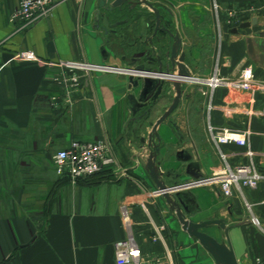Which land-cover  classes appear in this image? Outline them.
<instances>
[{"label": "crops", "instance_id": "1", "mask_svg": "<svg viewBox=\"0 0 264 264\" xmlns=\"http://www.w3.org/2000/svg\"><path fill=\"white\" fill-rule=\"evenodd\" d=\"M96 1L60 0L48 16L15 30L8 17L18 0H0V264H118L114 242L129 233L145 264H217L197 238L182 229L163 195L154 193L157 187L143 166L149 151L147 135L170 96L164 93L145 115L140 107L133 112L128 94H137L138 87L129 86L130 73L97 69L82 72L83 85L72 106L51 103L50 95L60 90L52 81L57 67L48 62L84 59L128 68L146 64V51L152 55L170 47L172 37L166 29L152 34L155 14L145 3L101 7L96 21ZM150 1L159 9L160 24L180 36L177 24L185 22L194 8L209 7L212 1L216 8L250 5L264 10V0ZM263 17L243 28L254 27L250 31L229 30L234 36H227L212 70L196 73L185 59L192 78L182 83L179 111L156 126L157 158L160 168L168 171L163 175L166 184L192 179L184 169L186 161L175 155L179 149L191 152L204 177L221 169L220 151L230 165L252 159L264 172V89L242 91L227 84L248 63L264 84V66L250 59L244 42L245 35L264 28ZM24 48L34 50L38 59H19L16 52ZM212 75L221 82L210 86L205 79ZM170 120L179 125L182 141ZM209 125L247 129V143L217 144ZM99 137L108 139L128 176L117 178L106 170L71 183L55 173L51 159L55 149L73 139ZM187 189L199 205L189 218L223 216L230 224L238 264H264V177L255 187L234 189L229 197L222 195L218 183L200 182L183 190ZM227 198L236 219L228 212ZM209 227L217 235L203 229L223 238L221 228Z\"/></svg>", "mask_w": 264, "mask_h": 264}, {"label": "built area", "instance_id": "2", "mask_svg": "<svg viewBox=\"0 0 264 264\" xmlns=\"http://www.w3.org/2000/svg\"><path fill=\"white\" fill-rule=\"evenodd\" d=\"M58 1L60 0H18L17 6L9 14L8 20L14 24L15 30L24 29L34 21L48 16ZM16 56L22 60L38 59L34 50L29 48L18 50ZM48 63L57 67L52 75V81L59 86L60 93L50 95L51 103L55 106L58 104L65 107L73 105L77 98L76 93L83 85L82 72L88 74L91 70L108 69L122 70L140 77L147 74L156 76L158 79L165 77L164 73L160 72L140 71L135 70L134 67L120 68L84 59H58ZM221 80L220 77L213 75L205 79L210 86L219 84ZM227 84L242 91H249L258 87L264 89V84L255 77L251 63L243 66L236 77L227 80ZM172 86V84H169L167 90L173 89ZM262 111L264 112V107ZM209 129L213 140L217 144L220 142H235L245 145L247 143V129H233L230 127L214 129L211 125H209ZM219 153L223 160L220 170L215 171L205 180L191 179L187 182H177V188L184 189L200 182L218 183L222 195L229 197L234 189L255 187L259 180L264 177V172L257 168L252 159L230 165L225 159L226 153L223 151ZM247 153L250 156L254 154L251 149H248ZM51 159L55 173L71 183L106 172V170L117 178L128 176L126 168L118 162L113 154L110 142L105 137L92 140L73 139L68 145L53 151ZM154 193L161 194L162 191L156 188ZM246 205L249 207L250 203L246 202ZM250 219L254 223H259L256 216H251ZM140 256L141 248L132 233L115 240L114 257L116 263L145 264L140 260ZM154 261L159 262L157 258Z\"/></svg>", "mask_w": 264, "mask_h": 264}, {"label": "water", "instance_id": "3", "mask_svg": "<svg viewBox=\"0 0 264 264\" xmlns=\"http://www.w3.org/2000/svg\"><path fill=\"white\" fill-rule=\"evenodd\" d=\"M140 2L148 5L155 14V25L153 28V33L157 29H166L169 35L172 37L170 47L164 49L163 51H158V54H155L154 57L149 51H146L145 58L148 62H155L156 65H145L144 62H138L135 64V70H143L148 72H160L164 73L165 77H158L147 74L143 77L133 76L129 74V86L132 88L138 87V93H129V101L131 110L134 112L138 107L145 105L149 100H151V105L154 104L158 97L164 96V93L167 96H170L171 100L169 104L164 108L161 114L154 120L151 130L147 135V145L149 146L148 154L144 161V169L147 171L149 176L154 181L156 187L162 191V195L165 198L166 203L170 211L177 217L178 221L181 224L183 230L196 237L197 240L208 250L212 255L214 261L217 264H238L235 253L233 251L228 229L230 224H226V220L223 216L211 217V218H202L198 220H193L189 218L188 215L194 213L199 209L198 202L193 192L189 189L183 190L178 189L174 181L171 184H166L163 175H168V171H164L160 168V161L157 158L159 151V136L156 132V126L168 116H172L179 111L180 108V99L182 96V83L183 81L192 78L191 70L185 62V53L181 49L182 38L177 31L172 32L167 26L161 25V15L159 9L150 1V0H97L96 1V10L94 13V18L96 21L99 19L100 8L112 9L113 7L119 6L122 3H127L129 6H134ZM122 20H117L112 23L116 24L122 22ZM264 22V17L263 20ZM260 22V19L257 15H252L250 19L240 21L236 26L229 28L232 32H238L239 29L244 28L249 25H255ZM100 24L96 22V26ZM104 32H107V28L103 25H100ZM149 42L152 41L151 36H148ZM246 53L250 59L254 62H257L264 66V28L256 30L252 35L244 36ZM139 59V58H133ZM158 80V83L156 84ZM172 84L174 93L171 94L169 90L165 88L164 85ZM155 86V87H154ZM153 93L149 99L147 94L152 90ZM149 105L146 110L143 112L145 115L150 109ZM170 124L173 129L176 131L178 137L183 140L182 132L179 128V125L174 121L170 120ZM156 138V141L154 140ZM145 139L141 136V141ZM175 155L178 159L186 161L185 171L192 177L194 180H205L206 177L202 175V172L199 169V163L195 159H191L192 154L186 149H179L175 152ZM174 191H171V190ZM228 202V212L231 214L230 204L231 200L226 199ZM236 219V217L232 216ZM216 225L221 228L223 231V238L218 239L211 233L207 232L203 228Z\"/></svg>", "mask_w": 264, "mask_h": 264}, {"label": "rangeland", "instance_id": "4", "mask_svg": "<svg viewBox=\"0 0 264 264\" xmlns=\"http://www.w3.org/2000/svg\"><path fill=\"white\" fill-rule=\"evenodd\" d=\"M262 14H264L263 8L257 6L216 8L214 1L209 7L194 8L185 22L177 24L182 35L181 49L191 66L190 69L196 73H203L215 68L219 56L221 57V50L225 49L223 44L230 39L227 36H234L228 34L229 28L236 26L242 20L250 19L252 15H258L262 19ZM252 28L254 27L240 30L250 31ZM206 230L214 232L213 227H208ZM214 233L217 235L216 232Z\"/></svg>", "mask_w": 264, "mask_h": 264}, {"label": "flooded vegetation", "instance_id": "5", "mask_svg": "<svg viewBox=\"0 0 264 264\" xmlns=\"http://www.w3.org/2000/svg\"><path fill=\"white\" fill-rule=\"evenodd\" d=\"M154 25H155V24H154ZM157 31H158V29L156 30V32H157ZM156 40L158 41V35L156 36ZM154 54H158V52H155ZM154 54H152V55L154 56ZM144 64H145V63H144ZM146 64H149V65H156V61H155V62H151V63H150V62H149V63L146 62ZM146 64H145V65H146ZM157 83H158V80H157L156 84H157ZM154 87H155V86H154ZM153 90H154V89H152V90L147 94V98H146V99H149V98L151 97V95H152V93H153ZM160 97H161V96H160ZM160 97H158V99H160ZM156 102H157V101H156ZM156 102H155L154 104L151 105V100H149L145 105L140 106V108H142V110H141V111H142V114H143V112L146 110V108H147L149 105H151V106H150V109H151V108L156 104ZM150 109H149V110H150ZM149 110H148V111H149ZM148 111H147V112H148Z\"/></svg>", "mask_w": 264, "mask_h": 264}]
</instances>
